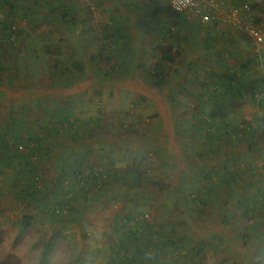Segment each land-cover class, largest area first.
<instances>
[{
	"label": "rangeland",
	"instance_id": "1",
	"mask_svg": "<svg viewBox=\"0 0 264 264\" xmlns=\"http://www.w3.org/2000/svg\"><path fill=\"white\" fill-rule=\"evenodd\" d=\"M68 4L0 0V27L20 22L14 43L0 39V133L16 138L32 130L42 138L31 163L26 155L5 159L7 152L0 146V260L115 264V248L125 237L113 217L132 209L138 216L149 214L148 222L161 239L159 264H264V195L250 207L242 202L254 199L258 188L264 190V130L226 136L231 127L264 123V84L247 81L243 73L234 91H207L208 96L200 97L206 90L199 83L212 86V55L202 57L198 68H179L188 56L184 49L190 37L180 30L176 15L163 20L166 16L161 19L145 3L128 13L135 19L127 31L116 29L127 23L118 13L115 19L107 14L95 19L83 10L89 17L83 21L81 7ZM164 29L166 34L159 36ZM249 45L251 60L237 71L248 66V73L253 68L255 74L260 69L254 65L256 55H264V48L258 53ZM29 83H38L37 101L43 97L41 103L51 107L47 117L24 118L25 124L17 128L6 122L11 107L29 104L9 102L26 97L28 92L20 90ZM64 108L71 119L84 120L82 130L89 128V134L54 155L56 147L42 127ZM72 154H85L78 161L83 163L80 170L87 164L107 165L131 180L107 181L100 197L57 220L44 206L50 204L55 182L66 172L73 178L77 168L69 166ZM230 166L238 169V176L232 187L219 188ZM208 172L218 187L210 195L203 179ZM76 188L73 183L78 203ZM216 193L222 200H214ZM26 216L28 226L23 225Z\"/></svg>",
	"mask_w": 264,
	"mask_h": 264
},
{
	"label": "trees",
	"instance_id": "2",
	"mask_svg": "<svg viewBox=\"0 0 264 264\" xmlns=\"http://www.w3.org/2000/svg\"><path fill=\"white\" fill-rule=\"evenodd\" d=\"M30 7L31 6H29L28 8L30 9ZM168 7L170 8V6ZM1 26L2 29L8 27L7 24H3ZM4 43L5 42H3V44ZM256 56H258V59H262V57L264 58V55L258 54ZM254 65H257V62ZM77 68H81V65L77 66ZM245 72H246L245 69L242 72L235 70L229 72V76L227 78H224L218 75L216 71H212V79H216V80H212V86L210 83L207 85L203 82L199 83V85L201 87L202 86L205 87L206 90V93L205 92L201 93L200 97L205 98L204 96H208L209 94H207V91L212 95H215L218 92L234 91L237 88V84L239 83L240 75ZM259 81L262 84H264V80H259ZM252 88H254V85H252ZM261 100H264V97H262ZM258 101H260V98ZM17 102H21V101H17ZM259 104L261 105L260 102H258V105ZM263 111L264 110H262V113ZM45 113H46V109H45ZM44 115L45 117H47L46 114ZM69 115L70 114L68 113L67 110H65V108L58 110L50 115L51 117H54L52 118L53 122H51L47 127L44 128L42 127L43 131L48 135L49 138L58 135L59 132L62 133V131H67L68 132L67 135L68 142L66 144L67 149H69L70 146L71 145L73 146L75 143L78 144V142L82 140V138H84L85 135L88 136L89 134V128L82 130L81 124L84 120H80L79 118H75L73 120L70 118ZM10 122H12L13 123L12 125L16 126L17 128L25 124L24 119H15L13 117L10 119ZM262 128L264 130V123L263 122L261 123V120H258L257 124H255L253 127L248 126L247 124H244L240 127H231L229 131H226V136L232 139V137L234 136L238 137L240 132L244 133L245 131L248 134L252 135L251 133L261 130ZM43 131L42 133L44 134ZM217 132H219L218 129ZM24 134L27 135H23V133H21L19 134V136H16V138H14L12 134L5 135V133L4 134L0 133V146L2 147V151L4 150L5 152H7L5 159L12 158L13 156L11 155H19V156L26 155L28 157V161L33 162L31 156H33L36 153L37 147L39 146L40 143H42L41 134L39 133L36 134L35 132H32V130ZM217 134L218 133H216V135ZM5 136H9V139L13 140V142L16 144H24V146L28 147L29 152L27 153L12 152L11 146L8 147V142L7 140H5ZM60 146H62V148ZM60 146H58L59 148H61L57 152L58 155L63 154L61 150L64 149L65 144L62 143ZM77 155L78 154H76V156ZM84 155L82 157H77V158H75V155L73 154L70 155V160H69L70 168L71 167L77 168L76 171H73L74 173L73 178L70 179L71 174L69 172H66V175L60 181L55 182L54 190H52L51 193L52 198L49 201L50 204L44 206V212H50L49 216H52L57 220L65 219L67 215H72L73 212L79 211V208H81L83 202L88 200L90 201L93 200L94 198L100 197L98 194L100 193V191L104 190L107 181L116 180L123 182L125 179H129L130 177L125 174L124 175L119 174L117 171L115 172L113 170L111 171L109 168H107V165L104 166V165H96V164H87V166L83 167L85 168V171L83 172L82 171L83 168L81 170L79 168L80 167L79 164L81 165L83 163L82 162L80 163L78 161H80V159L81 161L84 160L85 159ZM226 171L227 173L220 178L219 188L223 186H226L228 188L232 187L233 186L232 182L234 178L238 176L239 173L238 169H236L235 166L228 167ZM35 178L36 175L33 174L32 180H34ZM209 178H211V180H209ZM203 179L208 180L209 183V185L206 187L207 189L205 190L207 195H210L211 190L212 192L213 191L216 192L218 190V187H213L214 182H212V174L210 172H208V175ZM73 183H75L77 186L75 190L79 191V196L77 197L80 198V201L78 203L75 201L76 196H74L73 194L74 193V189H72ZM65 185H69L68 188ZM43 189H45V187ZM27 193H29V191ZM262 194L264 195V190H262L260 187L257 189L256 197L254 199H251L250 202L247 199L242 200V202H244L246 206L249 207L253 206V204H256L258 201V197H259L258 195H262ZM214 200L216 201L222 200L221 195L216 193L214 196ZM113 218L118 225L122 226L123 236L125 237L124 239L123 238L120 239V245L117 248H115L116 260L114 261V263L115 264H159V259L161 257V254H163V252L160 251V249L157 248V246L158 245L160 246L161 239L158 238L159 235L156 232V229H154V225L151 222H148L150 221V219L145 218L144 214H141L139 216L137 214H134L132 212V209L127 210L125 212L122 211L119 214H116ZM29 220L30 217L26 216L23 225L28 226L30 223ZM140 241H142V243ZM137 242H140L141 244L138 245ZM129 246H133V249L129 250L128 249ZM0 264H7V263H4L3 261L0 260Z\"/></svg>",
	"mask_w": 264,
	"mask_h": 264
},
{
	"label": "crops",
	"instance_id": "3",
	"mask_svg": "<svg viewBox=\"0 0 264 264\" xmlns=\"http://www.w3.org/2000/svg\"><path fill=\"white\" fill-rule=\"evenodd\" d=\"M223 1L231 6H236L238 5V3H241V1H244V0H223ZM247 1L252 3L253 5L252 11L254 13L255 18L257 19V23L264 30V0H247ZM64 2L65 4H68L69 2L68 5H70L71 8H73V6L75 7L80 6L81 7L80 19L82 18L83 21L84 20L88 21L89 19V17L87 19L85 18L83 10H85V12L88 11L89 13H91L93 15L92 18H95V19L101 16L104 17L106 14L107 16H111L112 18H114V16H116L115 13H118L122 21L127 22L126 24L128 26H126V24H124V26L121 24H117L118 27L116 29L121 27L127 31L130 30L129 29L130 26L133 27L134 24H132L131 21L135 19L134 16H130L128 15V13L129 12L132 13V11L137 10V7L147 6L145 5V3L150 4L148 6L149 10L154 9L155 11L160 12L161 19L162 17L166 16L165 19L163 20L171 19L172 16L176 15L174 20L176 21V23L178 22L177 24L180 27H182V29L180 30H183L184 33L187 32L188 37H190V41L188 45L186 46V48L184 49V52L188 53V56L184 58L182 62H180L179 68H198L200 64H197V63L198 61L202 59V57L206 58L212 55V68L216 70L218 75L224 78H227L229 76V72H232L235 70L237 71L240 65H242L243 67L251 60L250 57H251L252 50L249 45L250 41L249 42L246 41L248 38L246 39V37L242 33L224 24H221V25L204 24L203 22H201V19L199 18V16L193 14L191 11H185V12L175 13V14L172 12L173 14H171L169 12V9L167 10L165 8L166 6H169L168 0H78V1L74 0V2L73 0H68V1L64 0ZM57 5H59V3H57ZM158 5H160V7ZM1 7H5V5H2ZM1 9L2 8H0V10ZM1 12L3 13V11H0V21H2ZM77 12H78V9H77ZM70 16H73V14H70ZM97 21L99 20L97 19ZM152 24L153 22L150 23V26ZM159 33H160L159 36L163 37L166 34V29H164L163 31H160ZM119 34L123 36V32ZM250 44L253 46L251 42ZM205 55H208V56H205ZM257 67L260 68L262 72L259 71L260 70L259 69L258 72H255V74H251V73H254L253 68L252 69L250 68V72L248 73L249 67L246 66L245 67L246 78L244 79L264 80V58L258 59ZM244 79L242 78L240 80H244ZM212 80H216V79H212ZM24 85L25 87L21 88V90L23 91L20 90V92L21 93L28 92L26 93L27 96L18 98V100L21 101V103H17V101L15 100H10L9 103L13 105L16 104L17 106H25L26 104H29V106L27 108L26 107L17 108V107L12 106L11 113L9 114V116L15 119L29 118L30 120L35 119L37 114H39L40 116H45L44 114H45L46 106H44L41 103L42 100L45 98L42 97L40 98L39 102L37 101L38 83L37 85L33 83H29L28 85L24 84ZM36 104H39V105L36 106ZM50 107L51 106L49 103L48 109H46V111L49 110ZM10 117L7 118V121H6L7 123L10 121ZM262 122L263 121H261V123ZM62 133L59 132L58 135L51 137L49 140V142L52 143V147L54 146L56 147V149L54 150L55 154L62 148V146H60L62 143L66 145L68 142V139H67L68 132L62 131ZM58 146H60L61 148H58ZM56 158L58 160V157H55L54 159ZM68 160H70V155H68ZM118 173L123 175L125 172L119 171ZM125 175L130 176L129 174H125ZM129 179L131 180V177H129Z\"/></svg>",
	"mask_w": 264,
	"mask_h": 264
},
{
	"label": "built area",
	"instance_id": "4",
	"mask_svg": "<svg viewBox=\"0 0 264 264\" xmlns=\"http://www.w3.org/2000/svg\"><path fill=\"white\" fill-rule=\"evenodd\" d=\"M172 12L181 13L191 11L199 16L204 24L218 25L226 24L234 30L242 33L253 44L256 52L264 48V30L258 25L252 7L248 2H241L231 6L223 0H168ZM20 22L8 25L7 28L0 27V39L7 44H12L17 39ZM8 147L12 152L27 153L28 147L24 144H16L9 136H5ZM149 218V214H144Z\"/></svg>",
	"mask_w": 264,
	"mask_h": 264
}]
</instances>
